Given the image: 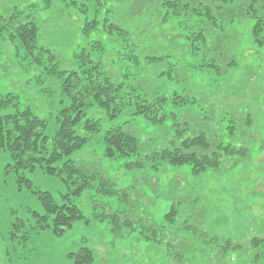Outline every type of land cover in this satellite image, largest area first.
Listing matches in <instances>:
<instances>
[{"label":"rangeland","instance_id":"obj_1","mask_svg":"<svg viewBox=\"0 0 264 264\" xmlns=\"http://www.w3.org/2000/svg\"><path fill=\"white\" fill-rule=\"evenodd\" d=\"M68 1L50 0L45 8L44 0H0L1 16L17 12L35 18L37 45L55 55L45 52L36 63L16 41L0 38V93L17 95L22 106L44 118V134L51 139L58 112L67 104L61 88L67 72L62 71L77 70L81 54L100 61L122 84L126 103L114 116L98 104L87 106L86 115L99 119L100 129L69 157L92 176L87 188L71 196L82 217L60 234L32 225L34 211L43 212L37 190L62 203L69 191L64 181L39 166L16 172L9 152L0 150V264H71L68 253L81 245L93 249L92 264H172L165 253L175 248L186 253L173 264H264V240L252 244V238L264 239V37L261 44L253 39L255 18L232 15L231 1L244 0H183L208 2L210 17L190 10L170 14L148 0L142 6L141 0L84 1L86 11L81 0L75 6H66ZM256 3L262 4L264 20V0ZM95 13L98 29L85 33V20ZM106 17L129 29L136 49H130L129 36L121 40L110 30ZM146 55L160 59L147 64ZM135 95L148 102L163 96L165 119L152 123L134 114ZM183 97L189 100L182 102ZM119 125L138 137L139 152L105 155L103 134ZM178 129L184 135L206 130L224 143L245 146L247 154L199 172L186 163L153 166L146 155L170 145ZM172 203L179 212L166 221ZM115 213L120 226L109 222ZM19 220L25 227L12 239ZM25 228L27 239L21 236ZM224 239L239 246L225 245L221 260L216 250L200 256V249Z\"/></svg>","mask_w":264,"mask_h":264},{"label":"trees","instance_id":"obj_2","mask_svg":"<svg viewBox=\"0 0 264 264\" xmlns=\"http://www.w3.org/2000/svg\"><path fill=\"white\" fill-rule=\"evenodd\" d=\"M50 0H44V7L50 5ZM80 6L87 10V5L81 0ZM98 5H105L108 0H95ZM117 2V0H114ZM140 0H134L139 2ZM156 3L158 7L169 9L170 14H180L183 10H190L198 16H212L213 9L209 3L201 1L194 3L183 0H148ZM229 2L230 0H225ZM76 0H69L66 6H75ZM143 5L141 0L138 4ZM260 6L256 0H244L240 4H234L231 1L232 15H244L255 18L254 25L251 29L253 39L261 44L264 37V20L260 14ZM140 8V7H139ZM97 10V9H96ZM95 10V11H96ZM110 9L107 8V11ZM139 10V9H137ZM167 16L162 20H166ZM111 31H115L121 40H127L130 37V49H136V42L132 40L130 31L123 24L116 20H108ZM99 18L95 13L91 19L86 18L83 30L89 33L92 29H98ZM103 21V24H104ZM105 25V24H104ZM204 38L202 34H199ZM0 38L16 41L19 47L25 49L26 53H32L31 56L36 63H40L39 55L48 53L49 57L55 59V55L48 48L38 46V26L35 18L31 15L21 17L17 12L3 17L0 15ZM100 44L99 41H97ZM146 63L151 64L159 60L160 57L146 55ZM79 60L78 69H69L62 72L67 74L61 80L62 94L67 98V104L62 106L57 117L58 129L54 136L49 139L44 134V128L47 121L37 116L28 106H22L17 95L12 93H0V150H7L12 159V167L16 172L21 169L33 170L36 166L49 175H58L64 181L68 188L65 194L67 200L58 203L48 191L38 192V198L42 204L43 212L34 211V224L32 228L50 230L60 234L63 230L70 227L72 222L82 217L79 207L71 201V196H76L82 190L87 188L92 174L77 166L69 157L71 154L81 149L88 141L90 136L100 129L99 119L88 117L86 108L92 103L98 104L109 110L110 115L117 114L121 106L126 103L122 84L114 82L112 77L103 70L100 61H94L81 54L77 55ZM51 72L56 68L51 67ZM137 100L133 106L134 114H144L152 123L162 122L166 114L163 111V96L155 97L148 102L144 98L135 95ZM189 98L183 97L182 102H187ZM179 124V123H178ZM218 137V136H217ZM105 155L108 156H126L139 152L138 137L132 132H128L121 125L111 127L105 131L102 137ZM247 154L245 146H235L231 143H224L220 138H215L212 134L206 133V130L183 134L182 129H178L176 139L170 145L157 149L150 155H146L151 160L153 166L159 161H165L173 164H190L194 172L203 171L207 168H218L222 160L226 157L237 156L241 158ZM17 180L26 181L30 184L29 179L23 175H18ZM114 189H111L112 193ZM177 203H172L169 210L165 213V220H172L178 215ZM119 214H121L119 212ZM119 214L111 216L110 223L119 225ZM23 220L19 223H13L11 238L19 237L16 232L23 225ZM154 234V233H153ZM24 239L28 237L27 228L22 235ZM155 237V236H154ZM263 238H252V244L263 241ZM224 244V246H223ZM234 244L229 239L223 240L221 245L215 243L212 249H200L201 257L210 256L211 250L219 252L218 259L225 258L227 250L225 245ZM238 247L239 244H234ZM186 251L175 248L173 251L166 250V257L171 262H180ZM72 256L71 264H92L94 260V251L87 245H81L77 250L69 252ZM187 259V258H186ZM185 262V261H183ZM172 263V264H173Z\"/></svg>","mask_w":264,"mask_h":264}]
</instances>
